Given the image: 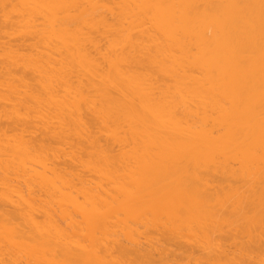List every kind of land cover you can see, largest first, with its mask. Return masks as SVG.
I'll return each instance as SVG.
<instances>
[{
  "label": "bare ground",
  "instance_id": "obj_1",
  "mask_svg": "<svg viewBox=\"0 0 264 264\" xmlns=\"http://www.w3.org/2000/svg\"><path fill=\"white\" fill-rule=\"evenodd\" d=\"M0 264H264V0H0Z\"/></svg>",
  "mask_w": 264,
  "mask_h": 264
}]
</instances>
